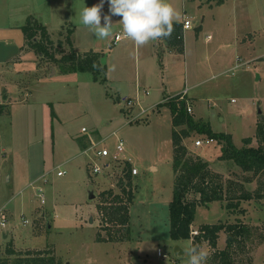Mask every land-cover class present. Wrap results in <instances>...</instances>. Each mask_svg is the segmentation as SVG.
<instances>
[{
    "label": "rangeland",
    "instance_id": "rangeland-1",
    "mask_svg": "<svg viewBox=\"0 0 264 264\" xmlns=\"http://www.w3.org/2000/svg\"><path fill=\"white\" fill-rule=\"evenodd\" d=\"M97 1L100 0H29L34 11L31 16L38 21L42 18L43 23L54 25L60 21L63 24L54 32V37L48 32L57 58L61 51H70L65 40L66 27L85 26L81 10ZM169 2L178 13L174 20L189 17V26L184 28L183 55L175 52L168 58L173 63L172 69L181 76L173 90L181 89L186 81L190 87L186 99L196 120L209 121L214 131L229 133L236 146H241L242 138L248 136L253 137L251 144L256 146V125L262 117L264 119V0ZM3 9L5 7L0 6V15ZM108 12L109 5L105 3L102 17ZM111 19L112 35L119 26L123 31L122 17L112 16ZM234 32L240 35L238 44L248 41L247 45L251 46L249 42L253 41L252 46H248L253 51L237 68H234L237 42ZM76 33L79 51L89 49L87 42L91 40L86 28L80 27ZM93 34L99 43L92 46L102 49L107 46L104 49L107 53L106 39ZM69 38L72 41L71 34ZM59 40L62 41L60 47L57 46ZM122 44L120 50L126 57L109 58V75L115 81L108 82L111 92L107 89V93L101 83L93 82L90 72L61 73L58 65L46 58L36 62L28 60L25 64L16 61L0 65V96L9 88L8 101H11L8 108L0 106V205L7 202L6 209L0 208L6 216V225L0 226V261H6L5 264H17L28 256L27 252L30 256L52 255L61 264H188L192 237L178 244L169 237L168 203L174 186L171 114L168 107L152 105L158 100L143 95L146 87L143 83H140L141 99L146 111L138 113V109H133L131 114H125L119 108L126 109V103L113 102L109 93L115 96L114 91L120 90V98L130 94L121 90L125 87L121 84L127 78H135L133 70L129 73L134 63L132 39L126 37L112 47ZM245 49L246 46L240 53H245ZM222 56L224 59L220 60ZM51 68L60 73L54 74ZM105 77L101 74L99 78H104L105 82ZM48 101H52L57 113L54 117L50 115ZM81 128L94 133L91 138L100 141L97 148H108L109 155L96 156V147L78 154L79 143L83 142L80 140L85 139L80 136L84 133ZM197 138L202 139V145L195 146ZM119 139L124 145L123 150L117 152L115 145ZM205 139V135L192 131L183 137L182 143L187 155L205 160L210 170L221 176L224 187L228 188L229 184L231 190L222 201L210 202L207 207L197 206L191 229L198 230L204 223L240 220L252 226L255 235L264 234V199L241 200L237 212L225 208L231 201L228 196L233 191L236 195L242 191L238 187L240 183L243 190L254 192L257 178L245 181L251 173L221 160L220 144L216 140L206 143ZM114 154L117 159L113 158ZM127 159L139 171L131 177L130 186L123 170ZM108 161L110 165L106 168ZM94 165L100 166L101 171L93 173ZM151 165L156 169H151ZM58 170H64V174L56 175ZM42 173L44 182L29 183ZM7 174L12 176L10 182L5 180ZM122 186L126 189L129 186L134 194L129 205L128 232L123 225L106 223L102 210L109 204H100L106 196V200L113 203L115 194L126 202ZM109 191L110 194L102 195ZM194 196L191 193L188 198ZM3 231L9 232L8 240L2 239ZM218 235L216 248L222 249L226 234L221 231ZM111 236H121V239ZM175 245L180 246L182 254L175 255ZM198 248L206 250L208 257L213 252L205 240ZM8 249L14 252L8 253ZM158 250L167 257L158 255ZM234 259V264H264V242L257 245L248 242L244 249L237 250Z\"/></svg>",
    "mask_w": 264,
    "mask_h": 264
},
{
    "label": "trees",
    "instance_id": "trees-1",
    "mask_svg": "<svg viewBox=\"0 0 264 264\" xmlns=\"http://www.w3.org/2000/svg\"><path fill=\"white\" fill-rule=\"evenodd\" d=\"M174 30L169 37H162L168 47L182 50L183 45V27L178 21H173ZM25 42L28 48H31L35 53L40 54L41 58H46L58 65V70L61 73L68 72H90L94 81H104V78H99L101 74L106 73V64L101 63L102 53L98 51H86L84 53H77L72 47V41L69 35L72 33L73 28L66 27L67 36L66 43L70 46V51L65 53L61 51V56L56 57L55 52L52 51L54 42L50 38L48 31L44 24L38 19L29 15L26 17L24 24L20 26ZM199 28V26H197ZM57 46H62V41L59 40ZM118 99L116 100V102ZM187 101L185 99H178L177 96L168 98L163 104L166 105L171 114V140H172V168L174 172V186L172 190V197L168 203V216H169V237L172 241L190 239L192 237V247H198L202 241H207L213 248V252L208 257L206 264H234L235 255L237 250H242L246 247L248 242L253 245L264 242V234L260 233L255 235L253 227L243 223L240 220L234 223L217 222V223H204L199 229L198 233L191 235V224L195 219L197 206L207 207L210 202L222 201L226 198V193H229L231 187H224L221 176L211 171L208 163L200 157L193 158L187 155L185 145L182 143L183 137L189 136L194 131L198 134L205 135L208 138L216 140L221 147V154L219 158L226 162H232L238 166L243 172L251 173L250 176L245 178L249 182L254 177L257 178V187L254 192L243 190V185H238L242 190L238 195L233 194L228 196L231 200L225 204V208L237 212L241 200L250 199H264V119L258 121L256 125L255 138L257 145L253 146L251 143L253 137L248 136L242 138V145L236 146L231 138V135L226 132L214 131L209 121L196 120L187 112ZM50 108L51 117L55 116V112ZM175 126H182L180 129L174 128ZM124 176L127 179V184L130 186V163L126 162L124 165ZM230 181L229 183H232ZM127 186L121 187V192L126 195V202L122 196L115 194L112 197V202L107 201L104 197L102 203H107L102 210L103 217L106 223L113 222L117 225L125 226L127 232L129 231V205L132 204L134 194L131 188ZM234 190V189H233ZM102 192V195L110 194ZM195 196L191 199L188 198L189 194ZM111 196V195H110ZM234 200V201H232ZM98 209H101L100 205ZM244 212V209H239ZM223 231L225 236V247L217 249V239L219 232ZM116 237V236H115ZM111 236V238H115ZM128 237V236H127ZM121 239L117 236L115 239ZM126 238V237H125ZM101 241V237H98ZM8 253L14 252L8 249ZM24 259H20L17 264L22 262L26 264H61L59 259L54 258L52 255H29ZM6 261H0V264H5Z\"/></svg>",
    "mask_w": 264,
    "mask_h": 264
},
{
    "label": "crops",
    "instance_id": "crops-1",
    "mask_svg": "<svg viewBox=\"0 0 264 264\" xmlns=\"http://www.w3.org/2000/svg\"><path fill=\"white\" fill-rule=\"evenodd\" d=\"M99 2L100 1H97L93 5L98 4ZM0 6L5 7V9H3L2 15H0L2 17V19L0 17V65L2 66L4 63L16 62V61L20 62V64H22V63L25 64L26 61H28V60H29V62L30 61L36 62L37 60H40L41 55H38L37 53L33 52V50L31 48H28V46L25 42L23 32L20 28V26L25 22L26 17L33 14V12H34L31 10L29 0H0ZM5 14H6V17H4ZM185 18L189 19L188 16H184V17H182L181 21H179V20H173V21H178L182 24V20H184ZM41 23H43L42 18H41ZM103 23H104V21H103V17H102L101 24L103 25ZM43 24L45 25L46 29L48 30L51 38L55 36L54 32L60 30L61 26L63 25L62 22H60V21H56L54 25H52L51 22H47V21H46V23H43ZM115 26H119V25L116 24ZM51 27H53V28L51 29ZM80 27L86 28V33H87V35H89L90 40H91V41L87 42L89 44L90 48L83 50V51H81V50L79 51V49H78L79 42L76 39V34H77L76 32ZM121 27H123V25H121ZM93 32H94L93 29L88 27V26H78L77 24H75L73 26V30L71 33V35H72V47H73L74 51H76L77 53H79V52L83 53L84 51H89V50L98 51V52L102 53V56H104V63L106 64V73L103 74V77L106 76L105 79L106 78L107 79L105 80V82L94 81L93 79L92 80H93V82L101 83L105 87V92H106V90L108 89L109 83L115 81V79H113V77H111V75H109V66H108L109 65V58L112 57V60H113L114 58H119V57L125 58L126 57V53L124 52V55H123V53H122L123 51L120 50L122 48L123 44L117 48H116V46L112 47L113 44L115 45L117 43V42L116 43L113 42L114 35L118 32H121V33H124V32L120 30V26H119V29L116 30L113 35L111 33V35L109 37L104 38V41L106 39L104 45H109V47L107 49V51H108L107 53H105L106 50H104V49H106L107 46L103 49L100 46H96V45L92 46L96 43H99V41L94 40ZM124 38H126V37H123L122 39H124ZM207 38H210V36L208 35ZM239 38H240V35L234 32V39H235V41H237L236 42V48L234 49V51H235L234 68H237L238 66L242 65V63H244L243 58L246 55L250 54L251 51H253L252 49L248 48V46L249 47L252 46V43H253L252 40L249 42V44H251V46H250V45H247L248 41H243L241 44H238ZM122 39H120L119 41H121ZM92 40H94V41H92ZM182 46L183 47H182L181 51L177 50L175 48H172V47H168L163 38H159L157 40L150 41V42H148L144 45H141V46H137L135 44V42L132 40V57H133L134 63H133V66L130 68L131 70L129 73H131L133 70V76L135 78H132V77H130L129 79L127 78V79H125L124 83H122L123 81L118 80L120 83H122L121 85L125 86V87H122L123 89H121V90L127 91L130 94H125V95H123L122 98H120L121 97V95H119L120 90L114 91L115 96L113 95V93H109L111 99H114L113 102H116V100L118 99L117 103H121V105L123 102V98H125V97H129V98H132L134 100L135 103L133 104L134 105L133 108L127 109L128 107H125L126 109H124L123 106H120V108H119L120 111H123V113H125V114H131L133 109H136V110L138 109L139 110L138 113H141V110L146 111L147 108L145 109V107H143V105H142L140 83H143L144 86H146L144 88L143 95L144 94L146 96L151 95L152 98H155L158 100V102H155L154 104H152V105H155L156 107L161 106L163 108H167V106L164 105L163 103L170 97L178 96L184 89H186V96H187V93L190 90V87L186 85V81L184 83V86L181 87V89L173 90V89H175V87H177V84H178L177 80H179L181 76H178L176 70L172 69L173 63L171 60L168 59L169 57H173L175 52H177V54L183 55V53H184V29H183V45ZM238 46H240L241 49L244 46H246L245 53H243V52L240 53L241 49L238 50ZM99 48H101V50H98ZM120 54H121V56H120ZM223 59H224V57L222 56L220 60H223ZM51 69H53V68H51ZM51 69H50V71H51ZM23 70L25 71L26 68L24 67ZM52 72L54 74L60 73V72H57L55 69H53ZM185 79H186V75H185ZM126 85H129L130 88L127 89ZM0 86H2V84H0ZM8 89L9 88H5L2 92V95L0 96V106L1 107H7L8 108L9 103L11 102V101H8L9 100ZM25 91H26V88H25ZM5 92H7V93L4 94ZM108 92H111V91L108 89ZM25 96H26V94H25ZM47 103L53 104L52 101H48ZM152 105H150V106H152ZM190 106H191V104H190ZM161 111H162V109H161ZM54 112H55V114H57L56 111H54ZM192 114H193V108H192ZM51 123H53V122L51 121ZM84 129L85 128H81V130L84 133H82V135H80V136H82V137L84 136L85 139L80 140L83 142H82V144L79 143V146L81 145V148H80L81 150L79 151L78 154L89 152V150L92 147L97 148L98 143L100 142V141H94V139L91 138V136L94 133L86 132V130H84ZM88 140L91 142V144ZM150 168L155 170L156 166L151 165ZM39 175L37 174L36 176H34V178L30 179L29 183L34 181V180L35 181H43V180H41V176H43V175L45 176V174L42 173L40 176ZM134 176H136V175H134ZM134 176H131V177L134 178ZM11 179H12V176L10 174H7L5 176L6 182H10ZM38 183H40V182H38ZM40 184H42V183H40ZM6 204H7V202L2 203L0 205V208L6 209ZM3 232L4 233H2V239L4 241L8 240L7 238H8L9 232L8 231H3ZM13 237H16V236H13ZM179 241H181V240L173 241V242L178 244ZM13 243H14L13 245L16 246L15 240ZM66 264H69V263H66Z\"/></svg>",
    "mask_w": 264,
    "mask_h": 264
},
{
    "label": "clouds",
    "instance_id": "clouds-1",
    "mask_svg": "<svg viewBox=\"0 0 264 264\" xmlns=\"http://www.w3.org/2000/svg\"><path fill=\"white\" fill-rule=\"evenodd\" d=\"M105 3L109 5V12L103 15L102 25L101 13ZM177 15L169 0H100L91 7L85 6L80 13L83 25L92 28L101 39L111 35L112 16H121L123 32L137 46L171 36ZM207 259L208 252L194 246L188 264H206Z\"/></svg>",
    "mask_w": 264,
    "mask_h": 264
},
{
    "label": "built area",
    "instance_id": "built-area-1",
    "mask_svg": "<svg viewBox=\"0 0 264 264\" xmlns=\"http://www.w3.org/2000/svg\"><path fill=\"white\" fill-rule=\"evenodd\" d=\"M189 26V23H188V19L187 18H185L184 20H183V23H182V27H183V29L184 28H186V27H188ZM123 37H127L126 36V34L125 33H121V32H118V33H116L115 35H114V38H113V42L114 43H116V42H118L120 39H122ZM186 89H184L177 97H178V99H185L186 101H187V99H186ZM123 102L124 103H126V107H131L135 102H134V100L132 99V98H129V97H125V98H123ZM187 104H186V106H187V112L188 113H192V107L190 106V104H189V102L187 101L186 102ZM144 110H141V112H143ZM213 141V139H211V138H208V137H206V139H205V142L206 143H210V142H212ZM194 144H195V146H200L201 144H203V141H202V139H200V138H197L195 141H194ZM123 145H124V143H123V141H122V139H119L118 141H117V143H116V145H115V148H116V151L117 152H120V151H122L123 150ZM109 149L108 148H106V147H101L100 149H97L96 151H95V154L97 155V156H107V155H109ZM113 158L114 159H117V154H114V156H113ZM128 161L127 162H129L130 160L129 159H127ZM131 162V161H130ZM129 162V163H130ZM109 165H110V162L108 161V162H106L105 163V166L104 167H106V168H108L109 167ZM101 167L100 166H98V165H94L93 166V168H92V172L93 173H98V172H100L101 171ZM64 174V170H58L57 172H56V175H63ZM138 174V169L135 167V166H131L130 165V175L131 176H134V175H137ZM6 216H5V214H4V212L0 209V226L1 227H4L5 225H6V218H5ZM191 235H193V234H197L198 233V230H196V229H191ZM157 254L158 255H160L161 257H167V255L165 254V253H161L159 250H158V252H157Z\"/></svg>",
    "mask_w": 264,
    "mask_h": 264
},
{
    "label": "water",
    "instance_id": "water-1",
    "mask_svg": "<svg viewBox=\"0 0 264 264\" xmlns=\"http://www.w3.org/2000/svg\"><path fill=\"white\" fill-rule=\"evenodd\" d=\"M100 60H101V63L104 64V56H102ZM259 113H260V111H259ZM262 119H263V117H262ZM90 197H93V194H90ZM90 220H92V219H90ZM174 253H175V255H177V254L180 255L183 253V250L180 248L179 245H175L174 246Z\"/></svg>",
    "mask_w": 264,
    "mask_h": 264
}]
</instances>
